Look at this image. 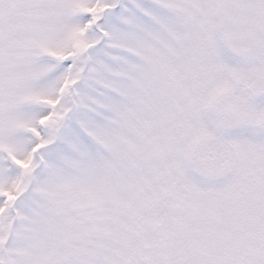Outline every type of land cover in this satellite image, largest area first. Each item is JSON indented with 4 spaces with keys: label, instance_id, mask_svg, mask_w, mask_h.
<instances>
[{
    "label": "snow or ice",
    "instance_id": "snow-or-ice-1",
    "mask_svg": "<svg viewBox=\"0 0 264 264\" xmlns=\"http://www.w3.org/2000/svg\"><path fill=\"white\" fill-rule=\"evenodd\" d=\"M0 264H264V0H0Z\"/></svg>",
    "mask_w": 264,
    "mask_h": 264
}]
</instances>
